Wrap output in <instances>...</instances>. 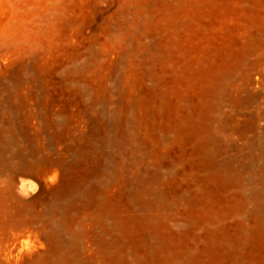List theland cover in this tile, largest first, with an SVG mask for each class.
<instances>
[{"label":"rangeland","instance_id":"374dc122","mask_svg":"<svg viewBox=\"0 0 264 264\" xmlns=\"http://www.w3.org/2000/svg\"><path fill=\"white\" fill-rule=\"evenodd\" d=\"M0 264H264V0H0Z\"/></svg>","mask_w":264,"mask_h":264}]
</instances>
